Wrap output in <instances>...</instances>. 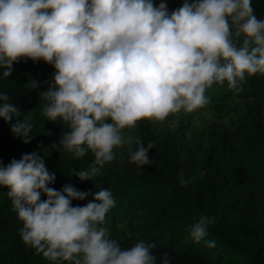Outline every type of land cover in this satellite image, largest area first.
Returning a JSON list of instances; mask_svg holds the SVG:
<instances>
[{
  "label": "clouds",
  "instance_id": "clouds-1",
  "mask_svg": "<svg viewBox=\"0 0 264 264\" xmlns=\"http://www.w3.org/2000/svg\"><path fill=\"white\" fill-rule=\"evenodd\" d=\"M21 58L54 67L52 82L40 93L41 115L68 125L59 145L75 158L94 155L87 170L75 172L81 181L93 180L114 160L115 148L127 146L137 166L152 162L155 144L145 146L124 129L142 119L156 123L192 113L210 102L205 93L214 83L226 81L239 93L246 74H264V20L254 14L252 0H184L171 12L164 0L158 6L153 0H0L4 77ZM9 99L0 92V117L17 118L11 131L28 144L31 118L18 119L21 113ZM178 178L181 185L190 182L183 171ZM55 179L35 152L0 162V185L9 189L25 245L52 262L157 264L154 243L122 248L102 226L115 205L109 189L73 206L90 193L71 184L49 187ZM213 223L200 216L190 225L193 240L201 241ZM207 246L215 247V241ZM160 264H170L167 252Z\"/></svg>",
  "mask_w": 264,
  "mask_h": 264
},
{
  "label": "trees",
  "instance_id": "trees-1",
  "mask_svg": "<svg viewBox=\"0 0 264 264\" xmlns=\"http://www.w3.org/2000/svg\"><path fill=\"white\" fill-rule=\"evenodd\" d=\"M153 2L158 6L161 0ZM164 2L171 12L184 0ZM252 7L257 18L264 20V0H252ZM4 70L0 68V92L20 111L18 119L31 118L33 137L23 143L11 131L17 118L8 122L0 117L3 165L35 152L48 171L55 173L49 187L60 190L71 184L90 193L84 200H73V206H84L93 200L92 194L109 189L115 205L102 226L110 229V238L117 239L122 248L136 242L154 243L151 251L157 264L165 252L170 264H264V74H246L239 93L230 90L226 81L213 84L226 86L221 100L241 102L240 110L236 111L235 104H215L216 120L202 128L199 144L187 154L179 143L164 145L151 133H136L145 146L150 141L155 144L149 150L150 164L131 162L128 147L114 149V160L103 166L100 175L81 181L75 172L87 170L94 155L89 151L75 158L59 145L62 135L70 131L68 125L41 115L45 101L40 93L52 82L54 67L43 60L21 58L13 63L11 76L4 77ZM33 81L36 88H31ZM228 114L230 121H219ZM181 171L190 181L187 185L179 183ZM8 191L0 185V264H69L46 260L22 242L23 224ZM41 199L46 197L42 194ZM200 216H210L214 223L196 242L190 225ZM213 240L215 247L209 248L207 242Z\"/></svg>",
  "mask_w": 264,
  "mask_h": 264
},
{
  "label": "rangeland",
  "instance_id": "rangeland-1",
  "mask_svg": "<svg viewBox=\"0 0 264 264\" xmlns=\"http://www.w3.org/2000/svg\"><path fill=\"white\" fill-rule=\"evenodd\" d=\"M226 86L212 85L206 90L205 95L209 98V103L192 113H185L183 111L169 115L164 121L153 123L150 120L142 119L137 123L136 127L133 129H124V134L136 135V133H151L156 137V139L164 145L176 142L179 143L178 146L183 148L185 154L190 150H193L197 144H199V139L202 137V128L208 123V121L216 120L215 116L219 112L215 109V104L218 102L224 104V106L229 107L235 104L236 111L240 110L239 101H229L221 100V98L226 94ZM232 119L230 114L224 115L221 122L227 123ZM218 120V119H217ZM127 146L122 148H115L117 150L125 149Z\"/></svg>",
  "mask_w": 264,
  "mask_h": 264
}]
</instances>
